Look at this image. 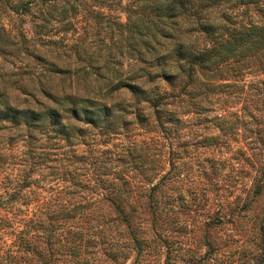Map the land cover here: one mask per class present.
Here are the masks:
<instances>
[{
	"label": "rangeland",
	"instance_id": "1",
	"mask_svg": "<svg viewBox=\"0 0 264 264\" xmlns=\"http://www.w3.org/2000/svg\"><path fill=\"white\" fill-rule=\"evenodd\" d=\"M128 1L74 0L70 9L66 0H0V86L14 95L13 85L33 81L30 72L40 64L23 50L40 43L49 49L48 60L56 61L53 55L58 51L70 53L67 72L43 78L53 92H81L84 83L103 87L110 68L126 77L132 60L119 53L116 43L126 36ZM63 8L68 24L57 21V11ZM231 13L242 21L264 19V9L257 10L253 3ZM197 42L202 46L207 38L198 34ZM95 46L100 48L99 58L108 59L95 63L100 64L101 78L94 75L95 66H85L86 74H75L74 65L86 60L73 63L74 52L87 57L97 52ZM57 61H63V55ZM233 65L218 64L219 74L211 78L196 73L193 85L186 87L189 93L204 85L211 88L206 97L198 98L204 106L199 110L184 106L191 98L183 90L173 107L161 100L158 121L149 110L142 121L121 127L119 133H96L66 146L73 163L82 166L75 192H58L40 180L42 186L30 194L0 204V264H40L33 259L36 253L47 258L41 227L33 226L43 218L41 209L57 210L63 204L74 215L60 219L62 227H54L47 264H264V112L258 133L243 112L247 82L264 74L242 69L231 76ZM159 84L160 93L177 89L164 81ZM118 92H112L114 99L131 100L128 93ZM6 125L0 122V146L5 148L0 151L13 154L23 142L15 139L7 150ZM128 153L142 157L131 161L124 158ZM7 158L0 164V192L17 171V164L9 162L18 158ZM105 158L119 175L110 172L102 186H95L84 172L89 173L91 160ZM41 173L35 171L33 179ZM112 187L117 193L111 202L105 196ZM36 206L39 209L32 212Z\"/></svg>",
	"mask_w": 264,
	"mask_h": 264
},
{
	"label": "trees",
	"instance_id": "2",
	"mask_svg": "<svg viewBox=\"0 0 264 264\" xmlns=\"http://www.w3.org/2000/svg\"><path fill=\"white\" fill-rule=\"evenodd\" d=\"M72 1L70 3V0H66L70 9L75 7ZM257 2L258 0H129L125 3L126 21L123 23H129L126 36L116 43L119 53L128 54L132 60L126 70V77L122 78L118 69L110 68L103 87L84 83L81 92H53L52 87L46 84V79L43 80L46 75L68 71L66 64L69 63V52H56L53 55L55 61L47 59L45 53L49 49L42 47V43L38 48L26 46L24 54L40 64L36 72H30L33 81L28 85H13V90L17 92L14 95L5 86H0V122H7L5 127L8 130L4 140L8 147H5L9 148L15 139L23 142L21 149L13 154L0 151V164L8 162L7 156L18 158L17 161L11 159L9 162L11 165L17 164V171L3 185L0 204L7 205L24 194H30L35 188L42 186L40 180H45L50 188L54 187L58 192H75L76 176L81 174L82 166L79 161L73 163V154L69 153L66 146L83 143L85 138L96 133L99 136L119 133L121 127L124 128L133 121H142L149 110L158 121L161 118V108L157 107L161 100H167L165 103L173 107L176 105L175 98L185 90L191 98L184 105L186 108L199 110L204 107L198 98L206 97L211 88L204 85L190 93L186 89L195 82L196 73L205 79L217 76V65H227L231 61L234 63L231 76H236L243 70L246 73L254 72L255 75L264 74V19L242 21L231 13L239 5L247 6L252 3L257 10L264 9V2ZM65 12V8L57 11L59 24L69 23L63 19ZM50 13V9L46 11L48 17ZM198 34H203L207 43L200 46L197 42ZM99 49L95 46L97 52L87 54V57L85 52L75 51L73 63L86 61L84 65H74V73L81 70L86 74L85 66H95L93 73L96 78H101L98 71L100 64L95 63L98 60L108 62V59L106 56L99 58ZM61 55L63 61H57ZM160 81H164L171 89L177 88L176 91L160 93ZM247 83L250 84L246 88L243 112L248 118L247 123L253 121L256 124L254 133H258L263 123L261 112H264V77H257ZM113 91H119L122 95L128 93L131 100L122 103L123 98L114 99ZM37 93L44 96V99H39ZM124 114H129L130 117ZM171 117L166 116L168 120ZM1 148L5 149L4 146H0ZM57 149L61 151L58 152ZM135 157L141 158L142 155L129 154L124 158L133 161ZM108 161L105 158L89 162L90 171L84 174L90 176L88 180L93 181L95 186H102L110 172L119 175V169H113ZM35 171L43 172L40 178L33 179ZM115 190L112 187L105 198L112 202L111 196L117 193ZM113 208L117 210L118 205L114 204ZM36 209L39 206L32 212ZM39 214L43 215V220H38L33 227H41L40 236L47 247V258L39 257V253H36L33 259H39L40 264H47L53 252L51 246L56 229L54 227H62L60 219L65 220L74 213H70L69 206L63 204L57 210L45 207ZM15 224L14 227L19 225L18 222ZM22 226L27 227L26 223Z\"/></svg>",
	"mask_w": 264,
	"mask_h": 264
}]
</instances>
